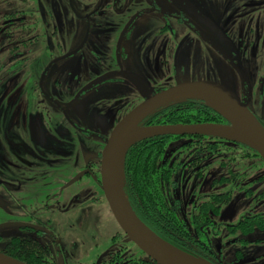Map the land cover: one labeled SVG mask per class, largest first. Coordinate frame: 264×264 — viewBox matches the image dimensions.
Here are the masks:
<instances>
[{"label":"flooded vegetation","instance_id":"flooded-vegetation-1","mask_svg":"<svg viewBox=\"0 0 264 264\" xmlns=\"http://www.w3.org/2000/svg\"><path fill=\"white\" fill-rule=\"evenodd\" d=\"M204 81L232 91L264 128V0H0V253L25 264H147L137 248L127 256L102 152L127 101L132 110ZM234 176L193 205L186 225L190 247L213 264H224L214 217L243 190ZM212 196L221 197L200 209ZM263 228L247 216L226 229L248 238L226 243L258 264L250 237Z\"/></svg>","mask_w":264,"mask_h":264},{"label":"water","instance_id":"water-1","mask_svg":"<svg viewBox=\"0 0 264 264\" xmlns=\"http://www.w3.org/2000/svg\"><path fill=\"white\" fill-rule=\"evenodd\" d=\"M185 96L202 100L227 123L140 125L141 120L156 108ZM207 99L221 100L223 110L218 111L207 104ZM163 136H203L224 140L250 149L264 162V128L247 106L225 86L205 81L182 83L153 95L130 110L113 128L103 149L101 180L105 197L117 225L130 242L155 264H212L159 238L136 217L127 202L123 190L126 152L138 142ZM117 171L121 179L120 187L115 181ZM0 264L25 263L0 253Z\"/></svg>","mask_w":264,"mask_h":264},{"label":"trees","instance_id":"trees-1","mask_svg":"<svg viewBox=\"0 0 264 264\" xmlns=\"http://www.w3.org/2000/svg\"><path fill=\"white\" fill-rule=\"evenodd\" d=\"M197 123L226 124L227 122L202 100L192 97L166 103L153 110L140 122L143 125ZM180 141L181 144L176 149H172L168 144ZM225 144L232 145L231 142L203 136L155 137L134 144L126 152L123 161V190L136 217L162 240L206 261H208L206 258L190 247L187 226L177 216L176 200L175 198L167 199L164 187L175 183L172 182L174 174L185 168H197L199 163H204L209 156L217 153L219 148ZM233 146H239L246 151V154L260 158L244 146ZM246 154L242 158H246ZM262 163L264 164L263 161ZM256 181L259 182L258 179ZM219 197L221 196H212L200 206V209L207 205L213 207ZM228 201L229 199L226 198L223 205ZM3 253L12 258L15 257L8 251ZM141 256L144 260H148L147 264L153 263L143 253ZM136 260L132 258L131 264H141L133 262Z\"/></svg>","mask_w":264,"mask_h":264},{"label":"rangeland","instance_id":"rangeland-1","mask_svg":"<svg viewBox=\"0 0 264 264\" xmlns=\"http://www.w3.org/2000/svg\"><path fill=\"white\" fill-rule=\"evenodd\" d=\"M182 98L184 97H179L175 100ZM130 108L131 104L127 101V113L130 111ZM168 144H170L172 149H176L181 144V141L177 143L169 142ZM225 147L228 149H225ZM225 147H220V150L208 159V165L201 171V175H198L193 169L188 168L174 174L172 182L175 183L165 185L164 192L168 200L172 198L177 199V216L189 227L193 205L210 195L223 193L225 190L231 189L232 186H222L221 184H217V181L222 177L228 178L235 174V179L231 183H234V186L242 185L243 190H234L230 202L222 208L219 216L214 217V220L221 225V231L218 234L217 241L213 243L217 244L218 250L221 248L224 264H248L247 261L249 259L245 255L243 247L238 243L234 245H227L226 243L232 239L237 241L239 238L246 239L248 237L241 236L240 234L227 235L226 225H234L243 218L252 215H259L264 219V197L250 200L246 197L248 192L245 191L252 188V195L257 196L264 189V164L260 158L249 153L246 154V151L241 147L236 148V146L230 144H227ZM243 151L246 154V158L240 157L244 155L242 154ZM248 183H255V186H250ZM4 231L5 234H11L12 229L7 228ZM250 239L259 240L260 242L256 255H253L250 260H254L257 258V255H261L258 264H264V228L263 230L254 231ZM136 251L138 250L135 245L129 244L127 256L133 255ZM138 253L141 255L139 251Z\"/></svg>","mask_w":264,"mask_h":264},{"label":"bare ground","instance_id":"bare-ground-1","mask_svg":"<svg viewBox=\"0 0 264 264\" xmlns=\"http://www.w3.org/2000/svg\"><path fill=\"white\" fill-rule=\"evenodd\" d=\"M207 103L209 105H211L213 108H215L216 110H218V111H222L223 110V105L221 103V100H218L217 102H215V101H211V100L207 99ZM115 181H116L117 187H120L121 186V179H120L119 171H117V173H116Z\"/></svg>","mask_w":264,"mask_h":264}]
</instances>
